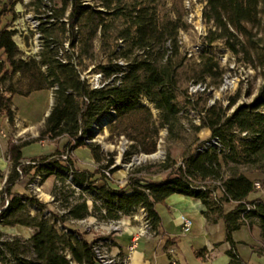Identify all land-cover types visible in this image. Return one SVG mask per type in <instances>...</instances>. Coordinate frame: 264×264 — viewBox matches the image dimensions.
Instances as JSON below:
<instances>
[{
  "label": "trees",
  "instance_id": "1",
  "mask_svg": "<svg viewBox=\"0 0 264 264\" xmlns=\"http://www.w3.org/2000/svg\"><path fill=\"white\" fill-rule=\"evenodd\" d=\"M63 1L64 8L69 9L66 21H62V8L58 15L54 11V17L60 19L61 23L57 22L50 28H39L42 47L38 60L20 58V52L12 41L14 32L9 31L7 25L0 27V57L3 58L0 62V85L8 84L3 91L0 90V114L12 122L11 97L14 94L28 96L32 92L53 89L52 106L37 141L66 137L74 142L73 149L86 147L96 163L100 161L98 149L92 145L85 146L84 138L89 140L92 127L110 116L111 111L115 116L113 123L106 125L110 130L124 126L126 130L137 133L133 142H148L151 137V133H148L150 112L139 105V97H144L158 111L160 126L171 135L173 127L179 123L180 112L176 72L183 59L179 58L176 40L178 23L160 24L155 9L150 2L144 4L143 0H139L141 5L137 4L128 11H124L125 7L120 5L121 0H99L96 7L86 4L87 0ZM8 2L12 7L14 2ZM6 6L7 2L0 3V16L4 14ZM114 12L123 17L125 26L114 40L128 43V48L117 53V43L110 46L111 65L98 69L102 82L109 83L113 75L121 72L117 61H125L128 65L123 75L115 77L109 86L91 90L86 81L80 80L75 63L86 52L83 50L76 54L75 46L82 42L90 47L97 31L104 39L108 31L104 17ZM202 17L213 29L208 30L205 43L212 45L221 42L232 55L240 56V62L249 65L264 79V0H205ZM82 30H86L87 34L79 40ZM64 35L72 52L59 56L58 53L64 51L60 50L63 45L58 41V36ZM166 43L168 47L164 48ZM154 46L162 47L157 60L153 59ZM198 67L199 73L193 83L203 81L205 76L213 81L221 77L217 62L208 54L200 55ZM15 76L25 81L23 92H17L11 85ZM236 102L237 97L230 98L224 110L213 106L205 109L203 115L201 113L200 125L194 131L206 129L209 140L200 145V151L185 154L179 166L159 183H142L129 178L124 188L118 190H112L106 184L95 187L89 182L90 174L77 172L69 162L61 166L46 161L49 156L40 158L44 161L45 170H59L54 176L60 183L66 181L64 173H71L73 185L87 184L90 194L94 193L92 198L100 202L99 207L92 206V211L85 203L73 204L62 217H56L53 213L45 217L43 211L46 205L26 194L9 193L19 180L15 168L21 162V150L31 142L9 141L7 153L11 169L5 187L0 191V195L6 194L9 200L0 212V225L26 227L33 229L34 233L23 241L0 233V264H97L92 243L68 229L66 220H81L100 210L105 212L104 219L118 220L142 208L152 231L156 233L160 219L154 208L170 195L199 200L204 207L203 217L209 224L222 220L225 241L230 246L227 252L229 264H241L232 233L243 226L254 225L264 241V202L247 200L255 191V181L240 170L264 174V85L249 103L236 105ZM232 107L231 113L226 115L225 111ZM211 140L218 145L215 146ZM205 143L209 144L203 146ZM144 151L152 152L153 146ZM30 168L24 167L22 175L27 174ZM163 168L166 170L170 166ZM210 181L216 182L217 186L204 185ZM227 203H233L234 207L224 212L223 205ZM31 210L35 211L34 215H31ZM57 220L62 229L56 228Z\"/></svg>",
  "mask_w": 264,
  "mask_h": 264
},
{
  "label": "rangeland",
  "instance_id": "2",
  "mask_svg": "<svg viewBox=\"0 0 264 264\" xmlns=\"http://www.w3.org/2000/svg\"><path fill=\"white\" fill-rule=\"evenodd\" d=\"M12 1L14 2L13 6L10 7L9 2L7 1L8 6L5 8L4 14L0 16V27L7 25L8 30L12 31V23L17 18L19 19L20 35L17 37V32L13 30L14 35L12 37V41L20 52V58L24 60L30 59L34 57L36 43V39L34 37L39 30V26H37L36 21L39 20L38 17L43 14L42 2L44 0ZM45 1L50 4L53 11H55L57 15L60 13V10L64 8L63 0ZM143 2L144 4L150 2V5L155 9L156 17L160 24L163 25L166 23L177 22L179 25L176 40L179 45V58L183 59L181 67L176 72L177 88L179 93L177 102L180 107V112L178 113L179 123L173 127L170 135L163 126H160L158 121V111L155 110L144 97H139V105L144 106L150 112L148 133H151V137L148 142H144L143 144L133 142L132 139L137 137V133L126 130L124 126H117L114 130H110L106 125H104L91 133L89 140L86 139L84 141V145L97 147V151L100 155V161L98 163L94 162L96 164V172L100 175L102 180L104 179L102 177L101 170L112 166L109 171L111 176L109 184L111 185L113 183L118 184L120 181H125L127 183L129 178L133 181H141L142 183L159 182L164 180L179 166L181 159L185 154L198 151V149L202 147L200 145L209 140L210 136H207L208 134L206 129L194 131V128L200 125V115L201 113L203 115L205 109L216 106L224 110L228 104V100L236 97V105L249 103L256 95L259 88L264 85V79L261 78L259 73L256 70H253L249 65L240 62V56L236 57L232 55L221 42H215L212 45H207L205 43L204 38L207 35L208 30H213L211 24L206 23L202 17L205 0H143ZM17 3L20 4L18 12H16ZM86 4L96 7L99 4V0H87ZM137 4H140L139 0H121L120 3L122 7H125L124 11H128ZM68 13L69 9L64 8V19ZM104 18L108 25V31L105 33L104 39L102 38L101 33L97 31L91 41L90 47L82 42H79L75 46L76 54L83 50L86 52L81 55L79 59L75 60L78 73L83 75L85 78L83 81H86V83L90 81V78H92L91 75H95L96 73L97 75L100 74L98 72L99 67H109L111 65L112 62H109L111 45L117 43V53L128 48V43H121L114 40L119 32L125 27L123 24V17L118 12H114L113 15H105ZM57 32L58 30L56 29V36ZM86 34L87 31L82 30L79 40L82 37H85ZM66 38L67 37L65 35L62 37L58 36V41H61L62 44L66 43ZM165 47H168L167 43L164 48ZM60 48L64 51V45ZM70 52H72V50H70ZM161 53L162 47H153L154 60H157ZM204 53L212 56L217 62L221 71V77L219 80L213 81L205 76L203 81L193 83L196 81L195 77H197L199 73V57ZM2 60L3 58L0 57V62ZM119 60L122 59L120 58ZM128 61L132 60L129 59ZM229 81L235 82L233 89L224 90L223 88H226L225 83ZM7 85V82L1 84L0 90L3 91ZM11 85L17 92H23L25 90V81L19 76H15L12 79ZM191 85L192 89L194 88L198 90L196 92H191ZM144 101L148 104V106L143 104ZM12 104L20 117L26 118L27 123L34 124L41 120L45 110L49 108L48 94L40 91L28 97L16 96L13 98ZM232 109L233 107L225 111V114L228 115L231 113ZM154 131L156 132L153 134ZM62 138L67 139L65 137ZM44 140L49 141L48 139ZM58 140L60 139H56L54 141ZM73 145L74 142L68 139L65 146L54 155L64 154L67 149H69L70 152L68 162L74 169ZM151 145L153 146V151L146 153L144 150L149 149ZM26 149H29V147ZM139 158L144 159L138 164H133V160ZM166 165H169L170 168L165 170L163 166ZM240 170L244 172V174H248L245 169L241 168ZM34 175H36L35 170L32 176ZM260 182L261 181H258L260 186L259 189L262 188L261 186H264L261 185ZM42 184L43 182L38 181L35 185L32 184L34 187L31 186V189H38L41 187L39 199L31 196L27 192L26 188L23 194L33 197L39 203H49V205H51V208H49L50 213H53L58 217H61V210L65 208L63 204L65 203V198L68 196H71L75 205L80 203H85L87 205L85 201L89 197L88 194H85L81 190H70L64 185V181L59 185H54V180L53 187L56 186L55 193L53 195L56 197L54 201H58L57 199L61 198V204H56L54 201L50 200L51 197L47 198L44 196ZM216 184V182L210 181L206 182L204 185L206 187H214L217 186ZM2 204L4 206V201ZM90 211H92V209H90ZM32 212L31 215H34L35 211ZM95 217L97 220L100 219L98 214H96ZM65 222V226L68 229L76 231V233L80 236L83 237V235L86 234L90 235L91 239L87 242H90L95 238H98L95 240V243L103 239L108 241V238L103 237H109V235H104L102 237L100 235L101 230L93 231L92 229H89L85 232L82 229V226L76 224L75 222L71 223L68 220ZM107 244L108 242H106V245ZM67 258L69 257L67 256ZM113 258L116 259L118 256L110 254L109 259ZM70 264L74 263L71 262Z\"/></svg>",
  "mask_w": 264,
  "mask_h": 264
},
{
  "label": "crops",
  "instance_id": "3",
  "mask_svg": "<svg viewBox=\"0 0 264 264\" xmlns=\"http://www.w3.org/2000/svg\"><path fill=\"white\" fill-rule=\"evenodd\" d=\"M7 1L9 0H0V3ZM52 90L41 91L48 94L49 108L45 110L39 122L27 123L26 118L20 117L12 104L14 97H28L36 92L30 93L28 96L14 94L11 97L12 122L0 114V191L4 188L5 180L11 169L7 153L9 141H31L22 148L20 161L48 157L60 151L67 143L68 138H59L58 141H37L38 133L42 129L44 119L48 116L52 106ZM207 134L209 137V131ZM27 146L29 149H26ZM73 157L74 169L77 172L90 174L89 182L93 186L100 187L102 184H106L96 172V164L88 149L84 147L74 149ZM33 173L34 169L30 168L27 174L10 188L9 193L22 195L25 191V183ZM246 176L257 183L261 181L260 184L264 185V174L248 173ZM53 183L54 178L52 176L43 181L42 190L47 198L51 196ZM107 185L112 190H118L123 188L126 182L120 181L118 184ZM261 187V189L250 194L247 200L264 202V186ZM4 195L7 196L6 194L0 195V211L3 207ZM43 204L49 211L51 205L49 203ZM87 206L90 209L91 205L87 204ZM233 207V203H227L223 205V210L228 212ZM154 210L160 219L156 233L151 237L141 238L131 253H129L128 247L132 235L138 228V222L128 217L122 219V232L108 237L113 254L119 258H127L129 264H170L172 260L176 264H229L230 258L227 252L230 246L225 241L224 224L222 220H218L214 224L207 223L203 217L204 207L199 200L180 195H170L162 204L156 205ZM182 219H186L190 223L187 232L182 230ZM0 233L9 238L28 240L33 235L34 230L21 226L6 227L0 225ZM83 237L86 241L91 239L90 235L87 234ZM231 237L241 264H264V241L261 240L260 231L256 226H243L232 233Z\"/></svg>",
  "mask_w": 264,
  "mask_h": 264
},
{
  "label": "built area",
  "instance_id": "4",
  "mask_svg": "<svg viewBox=\"0 0 264 264\" xmlns=\"http://www.w3.org/2000/svg\"><path fill=\"white\" fill-rule=\"evenodd\" d=\"M42 7H43V14H42V27L45 28H50L52 25H55L57 22L61 23L60 19H56L54 17V11L52 9V7L50 6L49 3H47L45 0L42 2ZM16 12H18V8H20V4L17 3L16 5ZM13 27L11 28V30H15L16 36L18 37L20 35V25H19V19L17 18L13 23ZM62 45H64V52H59L58 55L61 56L63 53H71L70 49L68 47V43H63ZM62 63H65V60L61 61ZM124 65H128L127 62L124 61ZM121 67V72H119L116 75H113L110 79H109V83H102V75H97V73L95 75H91L92 78H90V81L87 82L89 88L91 90H100V89H104L107 86H109L110 82L112 80H114L115 77H121L124 73V66H120ZM85 78L83 77V75H80V80H84ZM200 88V85H199ZM224 90L226 88H223ZM220 89V90H223ZM198 89H192V85L190 86V91L191 92H196ZM262 113H264V111H262ZM245 134H242V136H244ZM217 143V142H216ZM205 144H209V143H205ZM205 144L203 146H205ZM69 152L70 150L67 149L66 153L61 154V155H54L52 154L51 156H49L47 158L46 161H53L54 163H56V165H63L66 166L68 164V159H69ZM37 162H44L41 161L39 159H35V160H26V161H21L18 166L15 168L16 173L20 178H23L24 175H22V169L24 167H31L33 166V163H37ZM114 166V165H113ZM112 168V166H110L109 168H104L101 170V174L102 177L104 179V181L106 182V184H109L110 180H111V176L109 174L110 169ZM42 182L49 176L47 175H42ZM55 180V184L54 185H59L61 184L59 182V180H57V178H55L54 176H52ZM64 185L66 187H68L70 190L76 191L74 189H72V187L67 186V184L64 182ZM5 187V186H4ZM254 190H258L260 188L259 184L257 182H255L253 184ZM25 188L27 190V192L39 199L40 198V189L41 187H39L38 189H31V177L29 178V180L27 181ZM4 189V188H3ZM2 189V190H3ZM5 196V195H4ZM50 200L54 201V199H56V197L54 196H50ZM58 201H54L56 204H61V198L57 199ZM87 204H90L91 207L90 209H92V206L95 207H99L100 202H97V200L93 199V198H88L85 201ZM74 204V202L71 199V196L67 197V201L63 204V206L65 207L64 209H62L61 213V217L66 215L67 211H68V207L72 206ZM8 205V197L5 196L4 198V206L2 208V210H4L5 206ZM250 207L248 206L247 209H249ZM1 210V211H2ZM0 211V212H1ZM143 211L144 209L139 208V215H129L126 216L131 220H134L136 222H138V228L136 230V232L132 235L131 240H130V245L128 247V251L129 253H131L137 246V243L139 242V240L141 238L144 237H151L154 235V232L151 229V225L148 219H143ZM44 216L45 215H50V211L44 210ZM96 214H98L100 216V219L97 220V218L95 217ZM105 215L104 210H100L98 213H93L90 214L89 216L81 219V220H68L69 222H75L76 224L82 226V229L87 232L89 229H92L93 231H97V230H101L100 235L103 237L104 235H114V234H120L122 232V219L124 217L119 218L118 220H107L104 219L103 216ZM57 216V215H55ZM58 217V216H57ZM91 220V221H90ZM56 222H59L58 220ZM190 227V223L188 220L186 219H182V230L183 232H187L189 230ZM98 235V236H100ZM103 238H108V237H103ZM95 239H92L90 242L92 243V252L94 254V258L97 264H109V258H110V254L112 253V248H111V242L108 239V245L106 246H102V247H95ZM120 259V263L121 264H129L128 259L127 258H119ZM170 264H176L175 261H170Z\"/></svg>",
  "mask_w": 264,
  "mask_h": 264
},
{
  "label": "bare ground",
  "instance_id": "5",
  "mask_svg": "<svg viewBox=\"0 0 264 264\" xmlns=\"http://www.w3.org/2000/svg\"><path fill=\"white\" fill-rule=\"evenodd\" d=\"M23 1H25V0H23ZM43 8V7H42ZM42 12H43V10H42ZM41 18H42V16H39L38 17V19L39 20H37L36 21V24H37V26H39V28L42 26V21H41ZM30 19V18H29ZM62 21H66L65 19H62ZM33 22V21H32ZM30 24V23H29ZM32 27V26H31ZM35 30V29H34ZM35 32V31H34ZM40 33H39V30H38V33L35 35V39H36V43H35V51H34V57H32L34 60H38L39 59V57H37L38 56V53L40 52V50H41V41H40ZM61 51H62V49H61ZM118 65L119 66H124V68H125V66L126 65H124V61H118ZM98 75H102V74H98ZM103 79V78H102ZM108 81V80H107ZM105 82V81H104ZM104 82H102V83H104ZM234 81H229V82H226L225 83V87H226V89H228V90H232L233 89V87H234ZM194 89V88H193ZM143 104L144 105H147L148 106V104L144 101L143 102ZM115 116V114H114V112L113 111H111L110 112V116H107L106 118H104L98 125H94L93 127H92V131H91V133H93L94 131H96V130H98L99 128H101V127H103L104 125H107L108 123H110V122H112V118ZM86 140V138H84V141ZM212 143L216 146V145H218V144H216L215 143V140L214 141H212ZM89 144V143H88ZM206 145V144H205ZM201 150V148L200 149H198V151H200ZM143 159L144 158H139V159H134L133 160V164H138L139 162H141V161H143ZM62 166V165H61ZM126 167V166H125ZM32 168L35 170V172H36V175H34V176H31V186L32 187H34L32 184H34L35 185V183H37L38 181H41L42 182V176H41V174L42 175H50V176H54L57 172H59V170L57 169V168H53L51 171H48V170H45L46 169V167L44 166V163H42V162H37V163H33V166H32ZM65 175H66V181H65V183L68 185V186H70V187H72V189H74V190H76V191H83L85 194H88V198H92L93 196H94V193H92V194H90V192L88 191V186H87V184H82L81 186H74L73 185V183H72V175H71V173H64ZM55 177V176H54ZM31 187V188H32ZM82 193V192H81ZM83 195V194H82ZM97 202H99V201H97ZM137 214H139V209H137L134 213H132L131 215H137ZM50 215H45V217H49ZM143 219H147V216H146V212L145 211H143ZM56 228H58V229H62V227H61V224L59 223V222H56ZM106 242H108L107 240H100V241H97L96 243H95V247H102V246H106ZM108 245V244H107ZM114 259V258H113ZM109 259V264H121L120 263V260L118 259V258H116V259Z\"/></svg>",
  "mask_w": 264,
  "mask_h": 264
}]
</instances>
